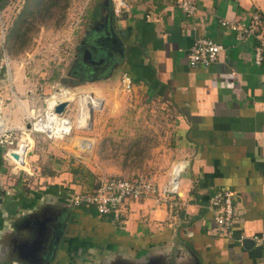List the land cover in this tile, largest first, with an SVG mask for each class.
I'll list each match as a JSON object with an SVG mask.
<instances>
[{
    "label": "crops",
    "instance_id": "crops-1",
    "mask_svg": "<svg viewBox=\"0 0 264 264\" xmlns=\"http://www.w3.org/2000/svg\"><path fill=\"white\" fill-rule=\"evenodd\" d=\"M127 1L129 12L123 18L113 16L111 0H105L100 10L96 4L91 15L85 14L91 23L82 36L72 22L76 34L68 42L76 37L77 48L87 46L89 56L97 55L103 64L85 78H75L70 88L82 83V90L92 83L110 91L111 69L118 67L119 77L127 73L133 79L132 93L165 104L172 113L174 161L184 165L179 192L166 204L153 198L133 202L122 213L124 218L116 221L122 223L118 226L109 221L114 219L111 215L94 213L92 219L102 225L91 227V208L76 209L67 200L79 190L74 188V170L49 172L39 180L40 186L26 192L17 174L33 175L32 167L26 160L23 168H13L0 147V264H104L102 259L114 253L143 255L148 253L146 245L154 247L163 241L176 246L178 236L170 230L171 223L156 227V222L138 221L140 216L162 218L171 211V200L181 205L178 229L185 243L181 246L202 264H264L259 245L254 242L246 248L242 243L264 231V59L260 65L253 61L256 39L219 24L220 19L246 22L253 10L264 15L263 5L254 0H195L196 13L186 17L176 0ZM93 17L103 25L94 29ZM198 37H208L223 47L207 68L188 63ZM4 41L0 30V57L9 58ZM26 55L20 62L22 71L20 67L12 71L10 64L0 70V116L9 127L25 125L27 115L43 104L29 75L32 56ZM74 95L63 115L79 128L85 127L87 103L93 107V98L78 89ZM112 98L107 92L101 101L104 108ZM95 122L94 115L92 129ZM29 151L36 168L41 160L38 149L34 145ZM68 155L61 161L76 169L78 160ZM224 189L234 193L231 235L214 222L207 209L208 198ZM107 227L110 232H105ZM105 242L118 249L112 253Z\"/></svg>",
    "mask_w": 264,
    "mask_h": 264
},
{
    "label": "rangeland",
    "instance_id": "rangeland-1",
    "mask_svg": "<svg viewBox=\"0 0 264 264\" xmlns=\"http://www.w3.org/2000/svg\"><path fill=\"white\" fill-rule=\"evenodd\" d=\"M104 1L59 0L47 12L43 7L45 3H48L47 0H44L43 3L40 0H7L4 8L0 10V18L4 23L3 38L5 43L3 45L11 60V69L17 71L20 67V71H22L21 60L23 57H28L26 53L32 56L33 60L29 66L32 69L29 75L31 82L35 85L34 87H38V97L43 101L41 108L44 107L45 100L52 94L54 95L50 99L52 97L59 98L57 93L62 92L63 89H67L71 93L69 101L74 98L75 89L80 90L81 94L84 90L86 95L93 98V108H95L93 110V118L95 115L96 120L95 129H92V120L90 128H79L72 122L70 133L63 137H48L40 132L32 134V148L34 145L36 146L37 154L41 160L35 168L34 155L28 151L26 160L32 167L30 171L33 172V175L25 172L17 174L23 179L19 186L26 192L40 186L39 180L44 175L48 176L49 172L50 174H59L61 171L72 172L74 170L72 177L74 179L75 176L77 181L74 188L79 189L78 191L85 187L91 189L100 178L113 175L132 177L137 174H146L158 184L165 182L170 177L171 168L175 162L172 145L173 120L171 118L172 113L165 104L160 100L148 99L144 94L135 95L132 91L123 90L118 67L111 69L113 76L110 82V91H105L98 84L92 83L84 86L82 90L80 89L83 88L82 83L75 85L80 87L70 88V85L76 84L74 82L77 81L73 76V69L76 66L78 53L77 38L74 37L73 41L68 42L71 40V34L73 36L76 34L72 22H76L78 28L76 29L79 31L78 36H82L81 33L88 26L85 24V14L91 15L98 4L100 10ZM254 1L260 2L264 7V0ZM66 4L67 6L64 8ZM81 15L82 19L80 20ZM92 21L94 29L98 28L99 24L103 25L101 20L94 17ZM23 50H26V53ZM118 77L119 82H117ZM107 92L113 94L112 100L114 99V101L111 100L104 108V103L101 101ZM20 93L22 94V92ZM23 94L25 93L23 92ZM61 122L62 127L60 129L67 130L68 121L62 120ZM82 124L84 125V123ZM47 133L51 135L50 132ZM58 145L59 147H57ZM0 147L2 148L1 145ZM67 155H72L74 159L78 160L76 169L66 167V162L61 161V159H66ZM55 159L58 161L50 166ZM80 168L83 171L78 174L77 169ZM182 176L183 171L180 173V182ZM150 198H153L156 203H161L156 197ZM171 201L174 202L175 200ZM133 202L127 201L124 205L125 208L127 209ZM179 205L172 207V212L167 211V214L159 219L150 216L147 217L148 220L145 219V216L138 218V221L140 220L144 224L156 222L158 223L156 227H166L167 224L171 223L170 230L178 236L175 238L176 246L166 241L154 247L145 246L149 256L160 259V264H194L192 253L181 246L185 243L181 242V230H179L181 225ZM76 209L80 208L77 207ZM93 210L91 213L87 212L91 217L89 225L91 227L102 225L99 220L92 219L96 212L95 209ZM82 212L84 211L82 210ZM123 218L121 216L119 220ZM109 221L115 223L118 220ZM104 223L107 224L106 221ZM118 223L120 222H116L115 225L122 224ZM105 232H110L108 227ZM105 244L112 253H114V248L118 249L107 242ZM136 255L134 257L141 256L143 258L144 256L141 253ZM109 257H112L110 262H108ZM102 260L104 264L121 263L116 261L117 258H114V255L106 256Z\"/></svg>",
    "mask_w": 264,
    "mask_h": 264
},
{
    "label": "built area",
    "instance_id": "built-area-1",
    "mask_svg": "<svg viewBox=\"0 0 264 264\" xmlns=\"http://www.w3.org/2000/svg\"><path fill=\"white\" fill-rule=\"evenodd\" d=\"M177 7L181 10L184 16L192 17L197 10L195 0H176ZM112 14L116 18H123L129 12V2L127 0H111ZM1 19V18H0ZM219 24L222 27L228 26L232 30L242 31L243 34L252 36L257 43L253 50V61L256 65H260L264 59V15L258 11L250 12L246 22H231L227 19H220ZM1 35L4 33V23L0 21ZM2 43V42H1ZM222 45L213 41L208 37L196 38L190 48L188 55V63L192 67L207 68L213 64L222 50ZM0 70L3 64L7 67L10 64V59L4 55L0 57ZM122 88L125 91H130L133 86V79L127 73L121 76ZM57 93L59 98H56L50 104L49 98L44 102V107L37 110H32L27 115L26 124L21 127H9L2 123L0 126V145L4 148L3 157L11 164L13 168L20 167V163L25 162L27 152L31 149L26 147L24 158L17 152L24 141L36 132L44 133L49 136H59L70 133L72 123L63 114L55 112V106L61 102L69 100L71 93L67 89ZM49 112L54 113L57 122L53 121V117ZM62 120L68 121L67 130H61ZM42 124L44 129L36 128V124ZM51 129V135H48L47 130ZM13 153H17L20 158L16 159ZM184 170V165L180 161H175L170 172V177L165 182L158 184L150 179L146 174H137L132 177H124L113 175L100 178L95 186L91 189H83L73 192L68 195V202L75 207H92L98 215H111L114 219H119L124 212L127 201H139L141 199L156 197L157 200L167 203L171 197L177 196L179 192L180 173ZM234 193L231 190H217L207 201V209L212 213L214 222L224 227L226 233L232 234L231 226L235 209L233 205ZM172 208L174 202H169ZM240 238H243L241 235ZM252 240L259 245L264 253V231L251 236Z\"/></svg>",
    "mask_w": 264,
    "mask_h": 264
},
{
    "label": "water",
    "instance_id": "water-1",
    "mask_svg": "<svg viewBox=\"0 0 264 264\" xmlns=\"http://www.w3.org/2000/svg\"><path fill=\"white\" fill-rule=\"evenodd\" d=\"M86 53L88 55H90V51L87 49ZM69 104V100L66 101H61L59 102L56 106H55V112L58 114H63L67 105ZM87 107H88V114L84 116V126L86 128H90L92 126V120H93V110L95 108H93L91 105H89V103H87ZM14 158L19 159L20 156L17 153H13ZM243 246L248 248L251 244L254 243V241L252 239L249 238H245L242 240ZM193 257H194V264H202L199 260V258L193 253L191 252ZM117 258L116 261H118L120 264H160V259L158 258H153L149 256V253L144 254L143 258L141 256L139 257H133V256H129V255H123V254H114V258ZM145 257V258H144ZM112 257H109V261H111ZM152 260H149V259ZM156 260V261H153ZM159 261V262H158Z\"/></svg>",
    "mask_w": 264,
    "mask_h": 264
},
{
    "label": "flooded vegetation",
    "instance_id": "flooded-vegetation-1",
    "mask_svg": "<svg viewBox=\"0 0 264 264\" xmlns=\"http://www.w3.org/2000/svg\"><path fill=\"white\" fill-rule=\"evenodd\" d=\"M86 23L89 25L91 23V18H89ZM92 25V24H91ZM93 48V46H90ZM87 46L82 45L78 47V53L76 57V66L73 69V76L77 79H82L86 77V73H92V70H97L102 64L103 61L96 56H89L86 53ZM95 51V50H94Z\"/></svg>",
    "mask_w": 264,
    "mask_h": 264
},
{
    "label": "bare ground",
    "instance_id": "bare-ground-1",
    "mask_svg": "<svg viewBox=\"0 0 264 264\" xmlns=\"http://www.w3.org/2000/svg\"><path fill=\"white\" fill-rule=\"evenodd\" d=\"M50 99V98H49ZM56 98L55 97H52L50 100H49V102H50V104L52 103V101H54ZM49 114H51L52 115V117H53V121L54 122H57V120H56V116L54 115V113H52V112H49ZM65 121V120H64ZM2 123H3V119H2V117L0 116V126H2ZM68 123V122H67ZM36 128L37 129H40V130H42V128H44V126L42 125V124H40V123H38V124H36ZM51 129L52 128H50V129H48L47 130V132H50L51 133ZM28 144H29V146H28ZM29 147V148H32V139L29 137L28 138V141L26 142V141H24L23 143H22V146H21V148L17 151L20 155H21V158H24V153H25V150H26V147ZM24 161H25V159H24ZM23 162H21L20 163V167L21 168H23V164H22ZM27 167V165L24 167V168H26ZM27 169V168H26Z\"/></svg>",
    "mask_w": 264,
    "mask_h": 264
},
{
    "label": "trees",
    "instance_id": "trees-1",
    "mask_svg": "<svg viewBox=\"0 0 264 264\" xmlns=\"http://www.w3.org/2000/svg\"><path fill=\"white\" fill-rule=\"evenodd\" d=\"M47 1H48V3H45V5L43 7L48 12L52 8V6H54L57 3V1H59V0H47ZM6 2H7V0H0V8H2ZM40 2L43 3L44 0H40ZM41 3H40V5H41ZM66 6H67V4L64 6V8ZM81 171H83L81 168L80 169H77L78 174L81 173ZM80 208H83L85 210H87V209L89 210V208H91L90 210L91 211H94L93 210L94 208L92 209V207H84V206H81ZM95 213H97V212H95Z\"/></svg>",
    "mask_w": 264,
    "mask_h": 264
}]
</instances>
